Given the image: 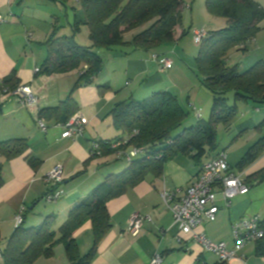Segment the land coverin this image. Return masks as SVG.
I'll list each match as a JSON object with an SVG mask.
<instances>
[{
    "label": "crops",
    "instance_id": "1",
    "mask_svg": "<svg viewBox=\"0 0 264 264\" xmlns=\"http://www.w3.org/2000/svg\"><path fill=\"white\" fill-rule=\"evenodd\" d=\"M257 1L264 8V0ZM185 8L188 7L185 5ZM204 9L207 11L203 2L198 12L204 14ZM62 13V7L49 0H0V16L3 18L0 23V81L16 72L21 86L31 87L38 95V111L59 107L62 101L71 96L80 77L79 70L48 76L37 72V68L40 69L48 58L46 42L53 29L58 28L60 35L62 34ZM66 17L70 27L72 18L68 12ZM204 26L202 22L199 28H192L190 33L193 35L195 30ZM260 26L263 29L264 22ZM185 31L180 26L175 32V41L155 52L132 51L130 47H121L117 51L101 50L99 54L105 61L104 70L97 76L94 84L80 86L73 94L79 113L88 119L83 135L75 140L62 138L64 129L60 125L64 123L58 124L53 119L47 121L48 131H41L37 126L36 111L22 107L16 99L6 98L0 91V105L3 108L0 116V142L27 139L31 155L39 161L36 167L25 157H17L8 162L0 161L5 181L0 189V232L7 226L14 227L16 216L22 208L28 212L41 207L42 211L37 214L39 222L51 215L67 217L68 212L86 199L109 175L126 170L129 163L117 160L116 154L101 158H95L91 154L95 143L126 137L123 131L117 130L113 125L111 114L122 102L144 100L159 91H168L179 99L183 108L197 111V116L203 118V113L209 112L213 97L201 84L195 63L183 57L187 56L186 49L180 47ZM29 34L33 35L30 39ZM133 34H126L124 40L132 41ZM262 43L258 36L250 46L254 52H262ZM170 46H176L174 55L180 52L176 57L182 64L177 65L171 57ZM259 54L261 55L252 56L251 67L258 61H264L263 53ZM154 55L171 59L175 63L174 68L162 72L159 63L153 59ZM258 122L259 120L251 119L245 126L236 127L242 140L248 138V150L264 137L261 135L263 129L259 133L255 131L258 129ZM261 156L242 174L244 177L264 169V153ZM239 160L240 157L232 154L229 158L231 169L232 165L237 167L241 161ZM121 162H127L128 165L124 167ZM58 165L64 167L66 180L63 189L66 190V195L51 207L43 208L42 202L51 193V186L43 178ZM162 173L160 178L149 176L144 182L130 188L124 196L108 203L112 227L98 246V253L91 264H151L156 255L164 259L162 264H194L198 258L206 264L219 262L217 257L203 250L200 245L192 241L190 243L189 237L180 232L161 196L165 190L177 198L183 197L200 174V166L190 157L179 155L165 164ZM255 186L258 183L251 184L248 195L234 199L230 208L221 209L214 223H205L201 231L206 232L213 243L224 242L233 246L232 227L236 222L253 216L264 218V207H254L252 194ZM135 214L152 218L151 222H145L138 236L128 232L129 220ZM179 237L184 239V244L178 242ZM74 238L80 255L89 254L94 244L91 222H86L75 233ZM257 249L258 242H252L240 251L239 258L227 264H264V256L256 254ZM66 260V264H71L68 258Z\"/></svg>",
    "mask_w": 264,
    "mask_h": 264
},
{
    "label": "trees",
    "instance_id": "2",
    "mask_svg": "<svg viewBox=\"0 0 264 264\" xmlns=\"http://www.w3.org/2000/svg\"><path fill=\"white\" fill-rule=\"evenodd\" d=\"M49 1L66 9L71 1L77 4L80 9L74 8L75 20L70 27L74 35L80 33L83 26L88 27L92 42L91 46H81L76 43L74 35L61 36L56 27L46 42L48 58L39 73L48 76L80 71L79 81L71 96L62 101L59 107L39 113L41 118L47 121L53 119L58 124L69 122L79 112L73 98L74 91L85 84H94L104 70L105 61L99 54L101 50L117 51L121 47H130L132 51L155 52L173 43L176 30L183 26L185 0ZM206 10L210 16L221 17L228 23V27L221 30L205 29L208 37L198 46L200 52L195 58L196 73L201 84L213 97L209 121L199 120L196 126L185 128L176 135L190 113L168 91H159L147 99H131L117 105L111 112L113 125L123 131L126 137L100 141L102 155L95 158L116 154L117 160L127 161L129 166L119 175H109L86 199L73 207L59 230L55 229L59 218L57 215L47 216L39 226L25 228L27 210L24 208V223L15 228L4 246L0 240L3 255L0 264H37L41 259H52L58 244L63 245L69 263L91 264L98 253V246L112 227L109 202L124 196L130 188L136 187L151 175L162 177L165 164L179 155L190 157L201 169L212 158L227 152L226 149L219 151L218 127H228L235 121L240 113L239 103L264 104V61H258L248 71L242 72L238 66L230 67L228 59L231 50H249L248 45L254 42L264 22V8L257 0H207ZM131 33H134L132 41L124 40V36ZM187 34L185 31L182 36ZM21 85L17 73L13 72L0 81V91H16ZM232 96L234 104L230 106ZM2 114L3 108L0 105V116ZM196 118L201 117L196 114ZM263 126L264 122L258 126V130ZM113 144L119 146L112 148ZM137 148L146 153L129 161L128 153ZM263 153L264 137L249 148L237 164L236 171L245 173ZM17 157H25L33 167L39 164L30 153L27 139L0 142V161L8 162ZM243 178L248 185L254 182L261 184L264 181V169ZM4 184L3 164H0V189ZM86 222L93 225L94 244L89 254L81 256L74 235ZM261 226L264 229V220ZM256 254L264 256V238L258 242ZM216 264L227 263L219 261Z\"/></svg>",
    "mask_w": 264,
    "mask_h": 264
},
{
    "label": "built area",
    "instance_id": "3",
    "mask_svg": "<svg viewBox=\"0 0 264 264\" xmlns=\"http://www.w3.org/2000/svg\"><path fill=\"white\" fill-rule=\"evenodd\" d=\"M3 22V18L0 16V23ZM29 39L33 37L29 34ZM194 44L199 46L203 43L205 38L208 37L207 31L195 30L193 33ZM154 61L159 63L160 70L162 72L170 71L174 67V62L171 59H167L160 56H153ZM87 69V66H85ZM37 72L40 69L37 68ZM3 95L6 98L15 97L18 103L22 107H26L31 111L37 112V126L43 131L47 132V120L39 116L38 111V95L33 92L29 86H21L16 91L3 90ZM88 123V119L81 115L79 112L74 114V117L67 123L60 125L64 129L62 138H70L75 140L83 135L85 127ZM172 144V142H170ZM118 144H113L112 148H116ZM146 152L141 149H133L128 153V160L136 159L138 156L144 155ZM91 154L93 157L101 156V145L95 143L92 146ZM122 155V154H120ZM44 182L51 186V193L46 197V202L54 204L59 199L66 195V190L63 189V184L66 178H64V167L58 165L44 178ZM250 192V185L243 178V175L238 171L231 169L229 165V157L227 152H223L218 156L212 158L205 163L201 169L197 179L193 181L192 185L188 188L186 193L181 198H177L171 194H168L165 190L162 192L163 200L167 206V209L173 216L175 225L179 227L181 233L189 237L191 241L197 245H200L203 250L215 256L221 262L229 263L234 259L239 258L240 251L252 242H259L264 238V229L262 223L264 218L260 216H253L251 218L240 219L233 227L234 245L229 243H213L207 236L206 232H202V228L205 223H214L217 219V215L221 209L231 207V203L238 196L248 195ZM25 209L22 208L17 216L15 222V228H18L24 223ZM152 221L151 216H144L142 214H135L129 220L128 232L133 236L141 234L145 222ZM180 244H184L182 237L178 238ZM0 250V263L2 257ZM164 259L160 255H156L151 264H162ZM194 264H206L199 258Z\"/></svg>",
    "mask_w": 264,
    "mask_h": 264
},
{
    "label": "rangeland",
    "instance_id": "4",
    "mask_svg": "<svg viewBox=\"0 0 264 264\" xmlns=\"http://www.w3.org/2000/svg\"><path fill=\"white\" fill-rule=\"evenodd\" d=\"M206 1L207 0H185V5L188 8H184L183 10V23H182V27L188 32V34L186 36H184V38L182 39L181 42V46L183 49H186L187 51V56L184 55L183 57L189 61V62H194L195 66H196V61L195 58L198 56L199 52H200V48L198 46H196L194 44V37H192V34L190 33L192 28H199V26L201 25V23L203 22V24L205 25L204 27L198 29V30H208V31H217V30H221L224 28L228 27V23L226 22V20H224L221 17H212L210 16V14L208 13V11H205L204 14H200L199 11V6L201 5V3H205L206 5ZM63 9V13L61 16V19H63L62 22V26H64V29L62 30V34L63 36H67L70 37L71 35H74L73 30L71 29V27L68 26V21H67V17H66V12H68V14H70V17L72 18V24H74V13H75V9L74 8H79V6L77 4H75L73 1L69 2L68 6L69 8L66 9L64 6L60 5ZM192 8V10H191ZM80 9V8H79ZM198 12V13H197ZM262 24V23H261ZM261 27V26H260ZM262 28V27H261ZM75 41L76 43L80 44L81 46H91L92 42L90 40V30H88V27L83 26L82 27V31L80 33H76L75 35ZM258 36H260V43H262L263 41V45H264V28L261 29L258 34H257V38ZM172 43H168L165 46H169ZM262 44L260 45V49H263L262 52H254L253 51V47L249 46V50L248 51H238V50H231L230 54H229V66H238L239 70L242 72H246L248 71V69L251 68L250 62H252V56L255 55H261L259 53H263L264 55V46H262ZM163 47V46H162ZM176 46H170V49L172 50L171 53V57L174 58V61L177 62L178 64H182V62L178 59V57H176L177 55L180 54V52H177V55H174V48ZM166 48V47H164ZM254 48H256V46H254ZM259 49V48H258ZM196 56V57H195ZM193 63V64H194ZM2 80V79H1ZM14 99H16L15 97H12ZM11 98V99H12ZM234 104V100H233V96L230 97V101H229V105L233 106ZM212 107V105H211ZM209 109L208 113H203V118L200 119H196L195 116L197 114V112L193 111V110H189L188 107H186L185 109L187 111H189L190 116L189 118L185 121V125L183 126V128L179 131H177L175 134L178 135L180 133L183 132V130L185 128H190L192 126H196L199 120L202 121H209L210 115H211V111L212 109ZM238 108H240V113L237 116V118L235 119V121L230 125V126H219L217 129V133H218V145H219V149L223 150L226 149L228 152V157H232V154H234L235 157H240V160L242 157H244V155L247 153V146L249 144H247V139L246 140H242L241 137L242 135H240L237 131H236V127H242L245 126L247 121H250L251 119L254 120H259L258 122V126L264 122V104H254L252 102H245V103H239L238 104ZM202 114V113H201ZM263 132L261 133V135H264V126L262 127ZM260 130V129H259ZM258 129L255 130L256 133L260 132ZM252 146V145H251ZM250 148V147H249ZM229 157V158H230ZM235 160V159H234ZM239 160V161H240ZM122 165L125 167L126 165H128L127 162H121ZM236 164V160L235 163ZM233 169L236 167V165H232ZM235 171L237 170L236 168L234 169ZM121 170L117 171V173H115V175H119L121 174ZM251 186V185H250ZM253 191V196H254V207L255 208H263L264 207V181L261 182V184H258V186H255ZM252 193V192H251ZM256 202V203H255ZM42 207H51L50 204L42 202ZM42 208H37L35 210H30L27 212V221L24 224L25 228H31V227H36L39 226L42 222L38 221V216L37 214H39L42 210ZM66 216H60L58 218L57 224L55 226L56 230H59L60 226L65 222L66 220ZM15 225L14 227H9L7 226L3 232H0V240L2 242V245L4 246L5 243L7 242V240L12 236V234L15 231ZM184 237V236H183ZM55 252V256L52 259H41L38 261L37 264H66L67 260V253L63 247L62 244H58L54 250Z\"/></svg>",
    "mask_w": 264,
    "mask_h": 264
}]
</instances>
